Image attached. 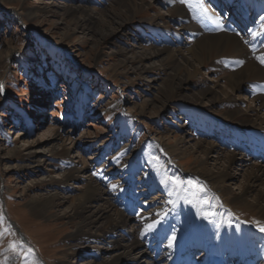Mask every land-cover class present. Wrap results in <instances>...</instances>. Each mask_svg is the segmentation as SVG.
I'll return each mask as SVG.
<instances>
[{
    "label": "rangeland",
    "instance_id": "rangeland-1",
    "mask_svg": "<svg viewBox=\"0 0 264 264\" xmlns=\"http://www.w3.org/2000/svg\"><path fill=\"white\" fill-rule=\"evenodd\" d=\"M117 1L0 0V264H101L115 255L110 246L93 241L81 244L88 250L65 255L79 245L69 234L80 218L73 208L87 181L101 193L89 206L105 200L128 219L123 230L105 239L135 237L150 264H168L185 250L183 244L189 242L186 251L192 252L200 246L194 240L213 238L218 230L228 251L236 246L240 251L238 241L248 232V242L264 246V219L253 208L226 201L221 194L226 191L194 169L198 159L205 171L225 173L230 195L241 192L245 165L258 162L238 151V138L245 143L243 136L257 132L240 126L249 117H225L255 107L254 94L240 89L233 95L227 78L242 67L244 56L264 70V55L256 56L264 52V0H205L208 13L222 17L220 26L180 0H132L143 5L142 12L105 38L93 30L76 32L78 20L64 16V8L81 6L94 12L96 27L114 30L109 15ZM223 35L238 40L241 53L205 63L167 100L163 91L174 66L138 73L135 67L143 62L132 60L141 50L164 49L193 60L188 54L198 40ZM208 88L228 99L211 104L193 96ZM182 136L201 149L214 144L234 162L226 169L223 160L205 159L200 151L174 155L172 145L188 147L177 141ZM31 144L39 154L26 153ZM51 147L60 153H49ZM68 173L73 174L69 181ZM50 195L56 196V207L36 214L31 200ZM214 242L212 249L218 248ZM181 259L185 256L176 258ZM236 261L232 255L226 264ZM256 264H264V258Z\"/></svg>",
    "mask_w": 264,
    "mask_h": 264
},
{
    "label": "bare ground",
    "instance_id": "bare-ground-1",
    "mask_svg": "<svg viewBox=\"0 0 264 264\" xmlns=\"http://www.w3.org/2000/svg\"><path fill=\"white\" fill-rule=\"evenodd\" d=\"M123 1L124 0L117 1L118 8L116 10L114 9V13L109 15L110 22L116 23V28L114 30H111L109 28L107 29L96 27V23L91 22L92 19H95L94 12L81 6L75 5L64 8V16L72 14L73 18H76V20H78L77 22H75V24L73 23L75 25L76 32L85 34L86 32L93 30V32L98 34L99 37L105 38L112 35V32L118 31V29L122 30L125 22L131 21L133 19L132 17L142 12V10L144 9L143 5L138 4L132 0H126V4H124ZM148 8H150V6H148ZM173 13H181V15L184 14L180 9H174ZM239 46L240 43L238 42V40H235L230 36H210L198 40L195 48L189 51L188 55H190L193 60L187 58V56H185L181 51H168L165 49L153 51L141 50V52L136 54L134 56V59L132 60H135L137 63L143 62L142 66L138 65L137 67H135L138 73L146 72L157 67H165L169 65L174 66L172 75L165 85L166 91H163V94L166 97L165 100H167L169 97L172 98L173 94H176V90L187 81V77L190 78L194 75H198V73H200V68L204 66L205 63H208L213 59L222 57V55L224 56L225 54L241 53ZM261 53L264 55V52H259L256 54V56H262ZM243 59L244 64L241 68H239V70H237L227 78V83L231 88V93L233 95L236 94L240 89H248L249 91H251L255 96V107H249L246 112L231 110V116L229 117L228 115L225 118H241V116L249 117L246 120V124L239 125L243 126L244 129H257V132L254 130L253 133L256 132L255 134H257L259 137H252L251 135L253 133H251V137L243 136L242 139L245 141V144H257L262 147V145L264 146V70L259 64H257L254 59H251L249 56H244ZM175 71L179 74L182 72L180 77H178L177 74H173ZM251 88L254 89L251 90ZM224 94L225 93L221 94V92H218L212 88H208L206 90L198 91V93L193 94V96H199L201 97V99L206 100L207 103L213 104L221 100V98L228 99L227 96L224 97ZM251 116H253V118H251ZM50 134L56 136L53 130L50 131ZM177 141L188 144V147L185 149L182 148L183 150H179V148L177 147L178 145L174 146L171 143V152L174 155H187L192 157L195 155V153H199L200 151L205 159L213 158L217 163L223 160L225 162V166L226 164L228 165L234 162L233 156H230V154L221 156V154H219L220 152H217L215 150L214 144L209 143L206 147H203V149H201L200 144L196 142L194 144H191L184 136L177 138ZM27 148L28 149H26V153L30 156H34V154L40 153V151L38 152V150H33L34 147L32 146V144ZM59 151V148L57 150L55 148H52L49 153H60ZM195 161L198 162L194 168L195 171L201 174V176H203L218 190H225L226 192H222L221 194L227 197L226 201L229 200V202L234 203L237 206L239 205V207L247 206L249 207V209L253 208L258 213V215L264 219V168L262 167V165L257 164L259 162L251 163V168L245 165L246 177L244 185L241 187V192L238 194L231 193L230 197V195L227 194V192L230 193L228 191L229 189L227 190V188L224 186L227 175L223 172H218V170L205 171L203 169V162L198 159H196ZM239 163L241 165H244L242 161H239ZM260 163L264 164V162L261 161ZM228 167L229 166H226L225 168L227 169ZM76 171L77 173H79V170ZM68 174L69 176L66 178L67 181H69L73 177L72 173ZM50 182L53 183L51 179ZM260 184L262 185V188L258 189L257 187ZM99 198H101L99 189L91 182L87 181V185L85 186L82 195L78 200L75 201L76 205L73 208V212L78 215V218H80H77L78 222L76 223L73 232L69 234V238L72 241H78L79 245H76L73 250L71 248H68L65 255L69 256L77 254L79 252H83L84 250H88L89 247H81V244L86 243L85 241H93L94 243L100 242V244L108 245L115 252V255H110V257H108L107 259L103 258L104 260L101 262V264H150L149 262H145L142 259L145 258V254L142 250V245L140 244L141 242L139 243L135 237L129 236L130 238L128 239H124L121 237L118 239L115 238V240L110 239L111 241L105 239V237L111 235L113 236L117 231L123 230V227H125L129 223L128 219L123 214L118 211H114L111 205L107 201L105 202V200H102L103 205H96L94 207L93 205H88L96 203ZM56 199L57 198L55 195L47 196L46 199H32L30 206L36 214L38 213L39 215L43 216L49 208L54 209L56 207ZM71 207L73 206L71 205ZM51 217L56 218L55 214L51 215ZM242 229L243 228H241V230ZM216 232L217 233L213 232V238H207L210 242L215 241L218 244V248H216V246L213 247V249L212 247L209 248L208 254H210L211 256L209 258L210 262L208 264H212L213 262H217V264H219V261L214 256L220 255L221 252L225 250V240L223 239L224 235L220 230ZM246 238H249V232L247 237H241L238 241L242 256L248 255L249 252L256 254L258 257L263 256L264 249L259 246L256 247L255 244H251L250 242H248L249 240H246ZM247 244L251 245L250 250L248 249V247H246ZM93 248L95 249V247ZM93 248H90V250H93ZM99 249L100 248H97L96 250L100 251ZM187 258L189 257L185 256V259ZM248 263L253 264V260H249ZM60 264L66 263L61 262ZM83 264L92 263L88 262Z\"/></svg>",
    "mask_w": 264,
    "mask_h": 264
},
{
    "label": "snow or ice",
    "instance_id": "snow-or-ice-1",
    "mask_svg": "<svg viewBox=\"0 0 264 264\" xmlns=\"http://www.w3.org/2000/svg\"><path fill=\"white\" fill-rule=\"evenodd\" d=\"M180 2L182 4H185V5L189 6L190 8H192L193 5H195V7L197 9H199L209 21L217 24V26H220V21H221L222 17H220V16H216V17L211 16L208 13V10L204 7L205 0H180ZM262 62H264V61H262ZM2 92H3V87L0 86V94H2ZM261 231H264V228H261Z\"/></svg>",
    "mask_w": 264,
    "mask_h": 264
}]
</instances>
